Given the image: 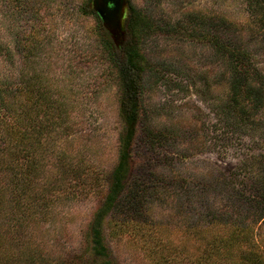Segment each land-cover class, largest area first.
<instances>
[{
    "label": "rangeland",
    "instance_id": "obj_1",
    "mask_svg": "<svg viewBox=\"0 0 264 264\" xmlns=\"http://www.w3.org/2000/svg\"><path fill=\"white\" fill-rule=\"evenodd\" d=\"M125 2L123 19L131 5L148 9L164 22L183 20L189 32L195 27L202 31L210 15L235 22L245 35L252 28L248 23V0ZM91 9L92 0H0V79L20 86L27 78L38 85L40 78L49 86L51 98L67 102L72 124L56 133L57 149L76 156L77 182L83 155L99 172L101 183L115 162L121 123L116 87L101 83V67L94 60L84 69L74 63L97 44L101 21L89 13ZM194 34L155 33L144 42L152 69L143 76V102L155 136L154 150L165 156L161 162L156 161L154 170L163 181L143 196L140 216L132 219L120 215V220H108L109 247L115 264H178L188 260V254L200 247L209 215L225 207L213 190L204 189L203 183L215 180L219 174L229 177L236 173L241 157L250 149L248 139L240 141L239 135H233L224 125L220 110L228 84L221 75V58L207 41ZM125 38L126 34L117 47ZM1 142L0 149L5 146ZM52 162H46L47 175L43 178L55 173ZM4 172L0 161L1 186L6 181ZM235 185L244 188L241 178ZM99 199L100 194H78L76 201L52 207L56 214L47 219L34 212L31 222H27V233L17 232L11 245L34 246L45 254L62 256L87 242L86 264H99L92 258L87 237ZM13 200L10 193H0L2 219L7 217L4 210ZM237 216L232 213L225 221L229 223ZM212 224V229L223 225ZM24 238L27 242H22ZM259 246L264 254V242ZM12 248V255L18 256L19 249ZM13 262L23 264L17 258Z\"/></svg>",
    "mask_w": 264,
    "mask_h": 264
},
{
    "label": "trees",
    "instance_id": "obj_2",
    "mask_svg": "<svg viewBox=\"0 0 264 264\" xmlns=\"http://www.w3.org/2000/svg\"><path fill=\"white\" fill-rule=\"evenodd\" d=\"M247 6L248 23L252 24L247 35L241 26L224 16L210 15L202 31L195 27L189 32L183 20L182 24L164 22L144 7L129 5L123 19L126 38L117 47L99 23L102 33H98L95 49L86 51L74 63L78 69H84L96 61L103 73L101 83L114 84L118 94L117 117L121 128L116 159L101 183L99 172L83 155L77 182L76 156L57 149L56 133L72 124L67 102L51 98L49 86L40 78L38 85L27 78L20 86L0 79V141L5 144L0 149L3 158L0 161L6 178L0 185V193H10L14 199L4 210L7 217H0V264H13L15 258L23 264H86L87 242L62 256L25 245H13L19 249L18 256L11 251L17 232L27 233L25 228L34 212L42 214V219L52 217L56 214L52 207L74 202L78 194L81 197L100 194L87 237L92 258L99 264H115L109 247L108 220H120V215L132 219L140 216L143 196L163 181L154 170L156 161L161 162L160 158L165 156L154 150L155 136L147 123L143 102V76L152 69L144 42L155 33L183 32L195 33L220 56L224 65L221 75L228 84L220 110L224 125L233 135H239L240 141L248 139L246 145L250 149L241 157L236 173L229 177L219 174L215 180L203 183L204 189L213 190L225 207L220 206L222 212L216 210L209 215L210 229H204L206 233L200 236L202 242L197 252L188 254V260L178 264H264L259 246L264 242V0H248ZM89 13L100 21L92 9ZM49 159L55 173L43 178ZM38 178H43L42 182ZM240 178L244 187L241 189L235 185ZM232 213L239 217L226 222ZM212 222L223 225L212 229Z\"/></svg>",
    "mask_w": 264,
    "mask_h": 264
},
{
    "label": "water",
    "instance_id": "obj_3",
    "mask_svg": "<svg viewBox=\"0 0 264 264\" xmlns=\"http://www.w3.org/2000/svg\"><path fill=\"white\" fill-rule=\"evenodd\" d=\"M125 0H92V9L99 16L114 44L119 46L126 30L123 27Z\"/></svg>",
    "mask_w": 264,
    "mask_h": 264
}]
</instances>
